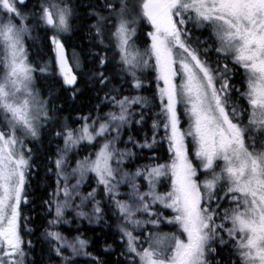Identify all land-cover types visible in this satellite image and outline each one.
<instances>
[{"label":"snow or ice","instance_id":"snow-or-ice-1","mask_svg":"<svg viewBox=\"0 0 264 264\" xmlns=\"http://www.w3.org/2000/svg\"><path fill=\"white\" fill-rule=\"evenodd\" d=\"M42 77L93 108L63 117ZM41 164L47 264H107L84 222L115 224L114 264H264V0H0V264H36Z\"/></svg>","mask_w":264,"mask_h":264},{"label":"trees","instance_id":"trees-1","mask_svg":"<svg viewBox=\"0 0 264 264\" xmlns=\"http://www.w3.org/2000/svg\"><path fill=\"white\" fill-rule=\"evenodd\" d=\"M98 0H73V3H79L82 6H86L89 3H97ZM83 13H81L82 15ZM76 32L68 40V55L70 56L75 50L77 53L81 49L87 50L89 45V36L86 30H81L79 21L76 22ZM31 55L35 58L37 63L47 62L50 57L54 56V53L50 52L49 49L43 43V37L36 41L35 46L31 49ZM41 75V74H37ZM41 90L44 93H50L51 96L56 100L58 105H63V117L71 118L76 120L79 115H88L89 111L93 108L95 104V93H93L89 88H86L84 85H81L82 94L78 96L76 100L71 98L69 91L65 89L64 86L59 82V78L55 79L51 77H42L37 81ZM145 95H150V93H145ZM47 98V97H45ZM78 126V125H77ZM186 127V125H185ZM151 120L148 121L147 127H145L143 132H138V138L143 140L144 134L147 132L150 134ZM126 139V138H125ZM51 147L52 150L55 149V145L49 146L47 143V138H45V143L43 146H40L39 155L41 160L43 159V153L49 150ZM145 158L140 159V163L147 162V155L149 150L145 149ZM86 154V153H85ZM54 186V178L50 177V174H46L43 164L38 170V174L32 177L31 191L32 199L35 201V204L32 205V210L30 212L26 211V215L30 216L34 223L29 226L33 228V233L30 236H27L26 239H31L35 244L34 257L36 264H41V261H44L47 264V246L42 242L41 233L43 228L41 227L43 223L44 210L42 205V200L47 198L48 193L51 191L49 185ZM87 189V185H85ZM85 230V235L90 238L94 243L91 246L90 250L93 253H101L102 259H104L107 264H114L119 256L121 249L119 248V239L115 237L117 243L113 244V249L115 251L111 253H103V249L107 244H112L113 242V233H115V224L112 223V227L108 228L104 226L103 228L98 225H88L87 222H84L82 225ZM168 229H165L167 231ZM67 234V233H66Z\"/></svg>","mask_w":264,"mask_h":264},{"label":"rangeland","instance_id":"rangeland-1","mask_svg":"<svg viewBox=\"0 0 264 264\" xmlns=\"http://www.w3.org/2000/svg\"><path fill=\"white\" fill-rule=\"evenodd\" d=\"M72 55V54H71ZM71 55H70V57H71Z\"/></svg>","mask_w":264,"mask_h":264}]
</instances>
